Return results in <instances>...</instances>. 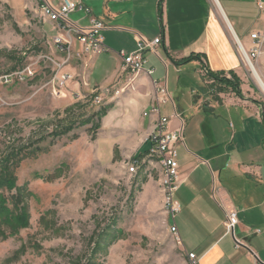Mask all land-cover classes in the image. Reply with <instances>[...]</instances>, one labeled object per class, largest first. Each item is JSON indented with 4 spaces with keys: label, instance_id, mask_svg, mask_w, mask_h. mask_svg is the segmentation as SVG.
<instances>
[{
    "label": "rangeland",
    "instance_id": "obj_1",
    "mask_svg": "<svg viewBox=\"0 0 264 264\" xmlns=\"http://www.w3.org/2000/svg\"><path fill=\"white\" fill-rule=\"evenodd\" d=\"M54 36L32 0H0V75L26 67L34 72L22 83L0 84V159L16 154L11 169L29 217L14 235L3 227L0 264H185L169 231L159 165L147 155L136 82L126 72L122 83L83 88L78 58L71 56L64 71L74 79L53 96L45 86L53 71L46 58L65 60ZM242 64L252 97L264 106L252 74L254 68L264 81V53L252 70ZM148 89L152 97L153 86ZM99 109L106 115L95 130ZM70 114L72 129L50 135ZM134 160L138 166L129 173ZM14 192L0 191L9 210Z\"/></svg>",
    "mask_w": 264,
    "mask_h": 264
},
{
    "label": "crops",
    "instance_id": "obj_2",
    "mask_svg": "<svg viewBox=\"0 0 264 264\" xmlns=\"http://www.w3.org/2000/svg\"><path fill=\"white\" fill-rule=\"evenodd\" d=\"M87 5L105 25V51L72 56L78 58L83 88L122 83L127 73L119 53H133L138 37L160 38L143 53L151 77L143 73L130 81L136 82V105L146 112L156 98L146 94L149 86L153 81L163 86L168 101L159 105L160 115L168 118L170 131L181 132L173 197L180 210L173 223L184 256L193 254L198 264H264V106L245 83L236 46L248 49L249 33L264 27L256 0H88ZM70 18L88 25L81 12ZM202 68L221 78L234 76L241 94L219 91L222 86ZM155 121L153 115L143 118L146 136ZM232 212L237 223L229 233L226 214Z\"/></svg>",
    "mask_w": 264,
    "mask_h": 264
},
{
    "label": "built area",
    "instance_id": "obj_3",
    "mask_svg": "<svg viewBox=\"0 0 264 264\" xmlns=\"http://www.w3.org/2000/svg\"><path fill=\"white\" fill-rule=\"evenodd\" d=\"M40 18L46 23L52 25L57 34L52 38L53 45L56 47L57 53L64 56L65 59L59 63L51 58H46L53 66V71L50 79L45 86L50 89L53 96H60V90L70 82L73 77L63 71V67L69 62L71 56L81 57H97L105 51L103 44L102 31L105 28L104 23L94 17L90 8L87 5L88 0H32ZM257 9L264 16V3L256 0ZM75 12H81L88 19L86 27L78 26L70 20V16ZM251 46L245 49L239 42H236L238 53L242 63L250 65L255 62L264 53V27L260 30L249 33ZM160 38L154 39L152 42H147L142 38H136V50L131 54L119 53L121 64L125 72L131 77H137L140 74H145L151 77L153 70L144 71L146 60L143 53L146 50H152L159 45ZM75 45L79 46V50L75 51ZM31 67H26L14 73L0 75V84L24 82L33 77ZM201 73L207 75L205 68H202ZM155 95V104H153L146 116H156V121L153 131L148 135V156H160V161L164 162L165 173L168 179L167 204L165 213L169 220V231L179 243L177 229L174 225V217L179 212L180 207L174 202V194L178 189V161L176 144L181 140L180 131H170L167 117L160 115L159 105L165 104L167 94L165 88L157 82H152ZM118 93V92H116ZM158 96L162 99L159 100ZM95 105L100 104L99 98H94ZM138 166V161H133V168H127L129 173H134ZM237 223L236 213L226 214L225 226L229 233L233 232V228ZM185 264H198L197 259L193 254H185Z\"/></svg>",
    "mask_w": 264,
    "mask_h": 264
},
{
    "label": "trees",
    "instance_id": "obj_4",
    "mask_svg": "<svg viewBox=\"0 0 264 264\" xmlns=\"http://www.w3.org/2000/svg\"><path fill=\"white\" fill-rule=\"evenodd\" d=\"M210 78H212L215 82L219 83L222 87L230 88L231 90H237L239 88V82L236 80L234 76H232L231 80H227L225 78H219L214 74H207ZM223 90V89H222ZM239 95V94H238ZM75 114H70L64 120H60L58 125L54 128L52 135L54 138H58L61 135L68 133L75 121ZM106 115V109H99L95 117L97 119V123L93 125V128L96 130L99 128L98 122ZM78 121V120H76ZM91 120H87L83 123H88ZM14 153H10L9 155H5L0 159V191H8L11 192L15 190L14 194L10 196V203L12 205V210L7 208V200L0 196V236L5 237L4 229L5 227L9 231V235L16 234L20 229L25 228L28 225V209L25 203H23L22 196L20 192L15 187L16 178L12 172V157L14 158Z\"/></svg>",
    "mask_w": 264,
    "mask_h": 264
},
{
    "label": "bare ground",
    "instance_id": "obj_5",
    "mask_svg": "<svg viewBox=\"0 0 264 264\" xmlns=\"http://www.w3.org/2000/svg\"><path fill=\"white\" fill-rule=\"evenodd\" d=\"M250 68L252 70V64L250 65ZM253 78L255 79V81L257 82L259 88L261 89V91L264 94V81L261 79V77L258 75V73L255 71V69L253 68ZM7 84V83H6ZM144 117H146V113L143 114ZM151 158H154L157 162V164L159 165L160 169H161V174H162V186L164 188V194H165V207L167 204V192H168V179H167V173H165V166H164V162L160 161V156H150ZM130 168H133V164Z\"/></svg>",
    "mask_w": 264,
    "mask_h": 264
}]
</instances>
